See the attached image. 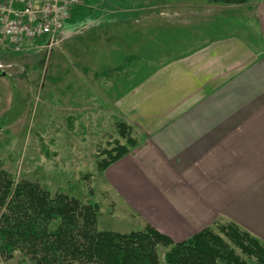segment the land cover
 Masks as SVG:
<instances>
[{"label": "crops", "instance_id": "1", "mask_svg": "<svg viewBox=\"0 0 264 264\" xmlns=\"http://www.w3.org/2000/svg\"><path fill=\"white\" fill-rule=\"evenodd\" d=\"M136 1L139 8L135 0L127 9L102 8L95 28L137 23L132 17L153 4ZM210 6L211 14L235 8L248 28L211 36L103 100L107 115L139 142L100 180L113 210L138 230L149 226L180 243L220 223L264 244V0ZM78 7L62 31L70 22L74 29L78 16L92 18L87 3ZM125 12L127 21L116 23Z\"/></svg>", "mask_w": 264, "mask_h": 264}, {"label": "rangeland", "instance_id": "2", "mask_svg": "<svg viewBox=\"0 0 264 264\" xmlns=\"http://www.w3.org/2000/svg\"><path fill=\"white\" fill-rule=\"evenodd\" d=\"M148 2L152 7L132 17L137 23L99 31L95 13L102 8L127 9L128 0H83L81 5L87 3L92 18L78 16L74 29L67 23L72 35L64 37L67 30H60L52 48L18 54L0 50V170L16 181L36 183L51 195L96 204L98 231L140 229L137 222L113 210L111 192L97 170L102 151L116 140L125 143L118 132L120 122L107 115L103 100L130 78L191 51L211 36L248 28L236 17L242 13L235 8L211 14L206 0ZM135 4L139 8V2ZM125 14L115 16L120 19L116 23H125ZM112 18L108 13L105 22ZM0 264L32 263L18 251L11 260L0 258Z\"/></svg>", "mask_w": 264, "mask_h": 264}, {"label": "trees", "instance_id": "3", "mask_svg": "<svg viewBox=\"0 0 264 264\" xmlns=\"http://www.w3.org/2000/svg\"><path fill=\"white\" fill-rule=\"evenodd\" d=\"M206 1L237 6L253 0ZM117 127L125 143L116 140L101 152L99 174L139 142L129 125ZM98 211L96 204L51 195L0 170V258L11 260L20 251L32 264H264V244L233 225L219 223L173 243L149 226L128 233L98 231Z\"/></svg>", "mask_w": 264, "mask_h": 264}, {"label": "built area", "instance_id": "4", "mask_svg": "<svg viewBox=\"0 0 264 264\" xmlns=\"http://www.w3.org/2000/svg\"><path fill=\"white\" fill-rule=\"evenodd\" d=\"M81 3L82 0H0V50L18 54L52 48L72 9Z\"/></svg>", "mask_w": 264, "mask_h": 264}]
</instances>
